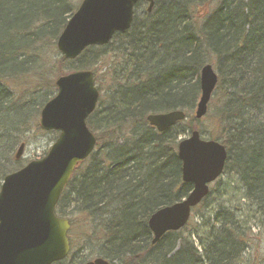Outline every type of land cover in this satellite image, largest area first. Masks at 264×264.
Returning a JSON list of instances; mask_svg holds the SVG:
<instances>
[{
  "label": "trees",
  "instance_id": "trees-1",
  "mask_svg": "<svg viewBox=\"0 0 264 264\" xmlns=\"http://www.w3.org/2000/svg\"><path fill=\"white\" fill-rule=\"evenodd\" d=\"M77 4L0 0L2 182L23 168L21 162H14L17 168L11 165L13 135L26 133L29 117L51 100L25 108L11 84H28L38 77V87L56 88L45 78L42 57L57 49ZM139 7L130 31L115 35L109 45L88 48L75 60V67H71L75 61L58 60V65L68 66L66 71L57 67V78L93 71L97 81L101 61L119 69L111 65L108 84L100 81V95L106 86L109 93L104 99L100 96L88 120L97 147L75 170L57 214L64 218L65 209L75 205L81 209L74 213L103 215L105 226L92 232L104 244L99 256L111 264H243L253 231L238 207H223L209 218L214 220L205 225L209 232L198 239L202 254L193 242L198 234L184 236L188 226L152 245L150 217L186 198L192 185L183 183L177 155L184 122L159 133L147 117L187 111L200 93L202 68L214 63L221 104L217 140L228 151L225 171L240 178L242 200L255 208L254 218L264 226V0H155L153 12L142 19L137 17ZM211 194L212 190L193 212L208 208ZM80 246L71 240L70 255L79 253Z\"/></svg>",
  "mask_w": 264,
  "mask_h": 264
},
{
  "label": "water",
  "instance_id": "water-1",
  "mask_svg": "<svg viewBox=\"0 0 264 264\" xmlns=\"http://www.w3.org/2000/svg\"><path fill=\"white\" fill-rule=\"evenodd\" d=\"M140 2L148 4V13L153 11L154 0H83L57 41L59 53L65 60L74 61L90 47L109 45L116 34L131 29ZM218 82L213 66L205 65L200 72L196 120L207 115ZM55 85L57 94L43 107L40 128L59 132V138L43 159L7 175L0 188V264H56L71 250V224L56 215V207L75 169L96 148L97 139L87 121L97 109L100 93L92 71L73 72L58 78ZM185 119V112L180 110L147 117L159 133ZM24 150L25 144H21L17 160ZM178 159L183 182L192 185V191L150 217L153 245L188 225L193 210L208 197L210 185L224 174L228 152L219 141L204 140L195 130L179 141ZM86 264L110 263L96 258Z\"/></svg>",
  "mask_w": 264,
  "mask_h": 264
},
{
  "label": "rangeland",
  "instance_id": "rangeland-1",
  "mask_svg": "<svg viewBox=\"0 0 264 264\" xmlns=\"http://www.w3.org/2000/svg\"><path fill=\"white\" fill-rule=\"evenodd\" d=\"M75 2H77V5H79L81 0H75ZM146 8L147 6L143 4L142 7H139V10L137 11L138 18L142 19L146 15ZM202 13L203 12H200L199 15H203ZM61 58L62 56L59 51L53 48L51 53L44 54V56L42 57L43 60L41 63L42 65L44 64L42 67L46 72L45 78H48V81H52L54 84L58 79L56 77L58 69L57 67L66 71V66H68V64H61V66L58 65V60ZM111 65L112 69H119V67L110 62L106 64L104 61H101V63L97 64L96 67L99 69V77L96 81V85L98 89L101 86L100 81L102 84L105 81L109 82L110 77L112 76V73H109L112 72L110 68ZM211 65H213L214 69L217 71L214 63H211ZM75 66L76 61L71 67ZM34 78L35 80L33 81V79H30L29 81L31 82L28 84H11V87L15 91H17L16 95H18V98L21 97V99L23 100L22 103L27 105L25 108L30 105L32 106V104L34 105V108H36L39 103H41L42 101H47V99H52L57 94V88L54 89L51 86L38 87L40 84V79H38V77ZM105 84L107 85L108 83L105 82ZM107 87L108 86H106V88L103 87V90L101 92V96H103V99L106 98L107 93H109ZM217 97L218 94L216 89L209 104L207 115L197 123H194L196 106L200 98L199 93L196 101L193 104H190L186 111L188 118L180 127L181 129H183V131L182 134L178 136L177 144L180 140L188 138L191 132L195 130L200 132L201 137L204 140H217L218 136H220V132L216 118L219 114L221 105L220 100H218ZM40 115L41 109L35 111L27 120V124L30 127L28 131L26 133H15L13 135L14 142L11 146L13 148L11 165H14V168H17V165L14 164L15 161L21 162L20 164L24 167L32 161H39L43 159L48 154L49 150L59 137V132H45L42 131L40 127L39 129H37V127L40 126ZM219 142L222 143V141ZM21 143L25 144V150L22 157L17 160L16 153ZM83 163L79 164V166H81ZM1 184L2 181H0V187ZM211 190L212 194L209 201L210 206H208V208L206 209L199 208L196 213L193 212L187 230L184 231V236H186L190 232H194L196 233V235L198 234V237H196L197 239H192L195 248H197L200 251V254H202L198 239L203 238L206 232H209V229L206 228L205 225L207 223L213 224L214 222L213 219L210 221L209 218H213L216 211L223 207L241 208V214L250 221V225L252 226L253 231L252 240L250 241L249 246L250 248L243 256L242 262L243 264H264V226L260 222H258V219L254 218L256 214L255 208L249 203L242 200L244 196L240 178L232 171H225L223 176L211 186ZM80 209L81 208L79 206L76 207L75 205L68 207L64 211V218H71V224L73 225L71 227L69 237L71 240L75 241L77 247L80 248V245H82V249L76 255H70L68 260H64L57 264H86L87 262L93 261L96 258H102L99 256V253L104 244L100 243L98 239H96L99 236L94 235L92 230L94 229L96 231H100L105 226L106 220L101 214L92 218L86 217L83 214H79V212L74 213V211H78ZM202 217L203 219H201ZM90 224L92 225V227ZM90 235H93V238H89L88 236ZM114 264L122 263L116 261L114 262Z\"/></svg>",
  "mask_w": 264,
  "mask_h": 264
}]
</instances>
